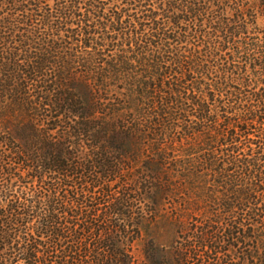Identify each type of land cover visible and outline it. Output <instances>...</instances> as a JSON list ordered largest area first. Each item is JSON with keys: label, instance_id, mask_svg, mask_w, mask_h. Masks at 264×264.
<instances>
[{"label": "trees", "instance_id": "obj_1", "mask_svg": "<svg viewBox=\"0 0 264 264\" xmlns=\"http://www.w3.org/2000/svg\"><path fill=\"white\" fill-rule=\"evenodd\" d=\"M261 17L264 0H0V264H134L159 217L175 264H264Z\"/></svg>", "mask_w": 264, "mask_h": 264}, {"label": "rangeland", "instance_id": "obj_2", "mask_svg": "<svg viewBox=\"0 0 264 264\" xmlns=\"http://www.w3.org/2000/svg\"><path fill=\"white\" fill-rule=\"evenodd\" d=\"M258 25L259 29L252 31L255 35L264 30V17L258 20ZM252 88L251 90H253ZM255 130L257 128L252 131L255 132ZM85 177L89 181L93 176L86 173ZM145 180L144 177H136L130 183L132 192L129 196L130 201L127 204V211L135 219H138L142 212L147 213V209L151 207L149 197L153 193V184ZM121 186V184L115 186L113 192L116 196H118V193H122ZM166 205L170 207L169 204ZM175 224L170 219L165 220L160 217L154 222L145 219L141 225L140 237L134 242L133 247H129V254L134 264H155L157 261L175 264L178 261L177 248L181 247L183 241L182 235ZM195 254L199 255L200 253L196 251Z\"/></svg>", "mask_w": 264, "mask_h": 264}]
</instances>
